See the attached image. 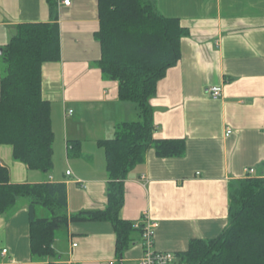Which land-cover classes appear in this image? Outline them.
I'll list each match as a JSON object with an SVG mask.
<instances>
[{"label":"crops","instance_id":"1","mask_svg":"<svg viewBox=\"0 0 264 264\" xmlns=\"http://www.w3.org/2000/svg\"><path fill=\"white\" fill-rule=\"evenodd\" d=\"M62 1L56 0L60 61L41 68L42 97L50 103L52 170H28L13 159L9 145H0V166L11 184H64L67 225L54 233L49 256L33 257L31 198H18L0 215V264H139L140 232L117 252L109 222L70 221L105 209L109 178L100 143L113 139L121 123L139 121V113L134 103L119 100L118 83L97 66V0H69L68 6ZM153 2L186 31L177 64L149 101L153 139L182 140L185 149L179 158H160L153 149L144 153L123 182L119 216L134 224L147 213L157 224L154 250L178 256L191 240L213 239L225 229L229 195L248 169L255 170L251 177H264V0ZM26 23H52L47 0H0L1 54L16 27ZM215 86L222 89L217 100L208 94ZM70 156L79 167L71 166ZM34 217L51 215L37 205Z\"/></svg>","mask_w":264,"mask_h":264},{"label":"trees","instance_id":"2","mask_svg":"<svg viewBox=\"0 0 264 264\" xmlns=\"http://www.w3.org/2000/svg\"><path fill=\"white\" fill-rule=\"evenodd\" d=\"M52 23H26L0 55V145L12 147L13 159L28 170H52L53 131L50 103L42 97L41 68L60 61L56 0H47ZM100 45L98 68L118 83L120 101L137 105L139 121L121 123L113 139L103 141L107 186L104 210L82 212L71 222L107 221L116 235V251H123L139 232L119 214L124 203L123 182L153 149L160 158H179L182 140H154L155 126L149 104L158 82L180 58V39L186 35L179 20L162 16L153 0H97ZM31 198L28 208L31 254H51L56 231L67 225L64 184L17 185L9 183L0 166V215L18 198ZM42 206L50 219H36L34 207ZM184 264H264V177H247L229 195L228 224L215 238L191 240L178 255Z\"/></svg>","mask_w":264,"mask_h":264},{"label":"built area","instance_id":"3","mask_svg":"<svg viewBox=\"0 0 264 264\" xmlns=\"http://www.w3.org/2000/svg\"><path fill=\"white\" fill-rule=\"evenodd\" d=\"M69 0H63L62 4L65 6L69 5ZM208 94L211 99L217 100L222 95L221 87H210L208 89ZM71 113V111H69ZM231 131L226 130L225 135H230ZM255 170L248 169L246 176H254ZM66 175H71V172L66 171ZM133 228L140 232L141 242H142V255L139 260V264H184L179 260L178 256L173 253H164L154 250V237L155 229L157 224L151 220L147 213H144L141 219L133 224ZM75 246V245H73ZM5 253V251H3Z\"/></svg>","mask_w":264,"mask_h":264},{"label":"rangeland","instance_id":"4","mask_svg":"<svg viewBox=\"0 0 264 264\" xmlns=\"http://www.w3.org/2000/svg\"><path fill=\"white\" fill-rule=\"evenodd\" d=\"M86 148H87V150H88L89 152L91 151V149L89 148L88 145H87ZM103 153H104V151H103ZM73 158H74V157L70 156V159H69V162H70L71 166L75 165V166L79 167V166H80V163L77 162V161H74ZM52 161H53V156H52ZM72 161H74V162H72ZM104 162H105V161H104ZM62 166L64 167V163H63V162H62ZM105 167H106V163H105Z\"/></svg>","mask_w":264,"mask_h":264},{"label":"water","instance_id":"5","mask_svg":"<svg viewBox=\"0 0 264 264\" xmlns=\"http://www.w3.org/2000/svg\"><path fill=\"white\" fill-rule=\"evenodd\" d=\"M0 54H1V51H0Z\"/></svg>","mask_w":264,"mask_h":264}]
</instances>
